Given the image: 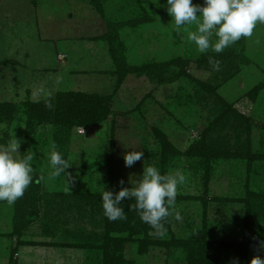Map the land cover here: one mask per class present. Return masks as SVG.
I'll list each match as a JSON object with an SVG mask.
<instances>
[{
  "label": "rangeland",
  "instance_id": "rangeland-1",
  "mask_svg": "<svg viewBox=\"0 0 264 264\" xmlns=\"http://www.w3.org/2000/svg\"><path fill=\"white\" fill-rule=\"evenodd\" d=\"M192 30L194 24L175 27L166 0H0V144L14 134L23 138L22 154L34 151L26 191L38 196L40 213L24 239L55 245L24 249L30 254L17 255L18 264H69L68 255L101 264L102 248L94 253L59 244L71 242L74 230H104L102 200L83 212L75 195L130 187L148 165L184 174L175 204L182 218L173 211L164 234L156 231L149 243L115 227L105 233L112 237L106 252L119 254L122 264H186L185 239L243 240V197L264 192V24L225 48L219 58L227 64L218 69L209 62L214 51L200 53L188 39ZM110 43L123 55V77ZM68 90L108 97V116L86 127L36 116L33 129L26 127L28 101ZM204 131L212 154L192 155ZM53 144L73 163L66 169L69 184L63 173L50 175ZM140 149L144 160L127 167L124 153ZM1 202L0 230L7 234L13 207ZM0 240V264H15L9 255L16 236ZM253 255L264 256V241L248 245L247 260ZM225 256L222 264H233L232 254Z\"/></svg>",
  "mask_w": 264,
  "mask_h": 264
},
{
  "label": "clouds",
  "instance_id": "clouds-1",
  "mask_svg": "<svg viewBox=\"0 0 264 264\" xmlns=\"http://www.w3.org/2000/svg\"><path fill=\"white\" fill-rule=\"evenodd\" d=\"M166 6L176 28L195 25V30L188 33V39L194 42L200 53L210 49L216 53L223 52L241 37H251L258 23L264 24V0H203L202 4L193 3V0H166ZM209 62L219 68V61L214 57L210 56ZM46 107H54L51 100L46 102ZM3 128L5 125L0 123V129ZM21 143L23 138L13 134L7 143L0 144V201L14 203L33 182L36 156L33 150L22 154ZM123 159L127 167H132L137 161L144 160V151H126ZM50 164L52 177L63 173L67 183H71V174L66 169L73 163L57 150L55 144L50 152ZM138 177L134 184L130 181V187L122 186L116 192L103 188L104 215L110 221L126 220L124 202L134 199L131 207L140 219L163 235L164 221L173 211L176 219L182 218L181 213L175 210V204L178 187L184 183L185 176L179 171L163 174L157 166L148 165L143 166ZM120 183L123 185L124 181ZM233 264H238V261L234 259ZM248 264H264V256L253 255Z\"/></svg>",
  "mask_w": 264,
  "mask_h": 264
},
{
  "label": "trees",
  "instance_id": "trees-1",
  "mask_svg": "<svg viewBox=\"0 0 264 264\" xmlns=\"http://www.w3.org/2000/svg\"><path fill=\"white\" fill-rule=\"evenodd\" d=\"M121 48L123 44L120 43ZM117 47L114 43H110V56L113 61L117 63L119 67V77H123L127 70H122L120 62L123 60L121 52L116 50ZM119 49V48H118ZM121 50V49H120ZM224 52L216 53L211 52L209 57H214L219 63H226L225 58L220 59ZM215 55V56H214ZM119 63V64H118ZM227 64V63H226ZM182 72V70H181ZM51 100L54 107H46V102ZM3 106H7L8 103H3ZM110 112L109 99L106 96H100L98 94L87 93L80 90H68L59 91L53 98H48L41 101H28L27 102V114L28 121L26 127L32 128L34 126V118L37 116L40 120H46L49 122L57 123L63 127L73 126H89L100 123L104 118L108 116ZM33 129V128H32ZM206 131V130H205ZM202 133L200 139L193 142L190 147V153L192 155L206 156L209 157L212 154L211 144H207L206 132ZM29 132H27L28 134ZM260 156V155H259ZM259 156H257L259 158ZM98 195V196H97ZM101 192L99 194H76L75 200L80 210L83 206L98 207L97 202L101 199ZM94 199V200H93ZM38 196L35 195L29 188L24 195L17 199L13 203L14 214H13V231L11 234L19 233L20 230L27 228L31 222L36 219L39 215L40 207L38 202ZM94 202H93V201ZM243 200H247L245 205L246 214L244 217L246 223V231L243 232V240L238 241H226V240H210L204 234H201L198 239H185L181 241V246L185 247L187 251L186 264H222L228 256L221 258V253L232 254V259L238 261V264H248L247 251L250 243H262L264 241V192L258 190H250L248 195L243 197ZM92 201V202H91ZM135 203V200H128L124 202L126 220L110 221L105 215H103V227L102 234H96L93 230H74L72 232V240L66 245L71 247H77L95 251L99 253L100 248L105 252L101 259V264H122V259L118 260L119 254H113L111 250L106 252L109 243L112 241V237L107 238L105 233H109L111 229L118 227L120 231L127 230L128 233L143 235V241L149 243L151 237L156 230L150 225L144 223L136 210L131 207ZM100 205V204H99ZM102 205V204H101ZM256 206V207H255ZM166 219L164 221V224ZM46 230L48 225L45 226ZM117 229V228H116ZM122 229V230H121ZM118 238V237H117ZM120 238V237H119ZM100 240L98 244L97 240ZM145 239V240H144ZM120 240V239H116ZM103 241V242H102ZM107 242V243H106ZM34 243V241L32 242ZM16 242L15 245H18ZM14 255V249L10 252V258Z\"/></svg>",
  "mask_w": 264,
  "mask_h": 264
},
{
  "label": "crops",
  "instance_id": "crops-1",
  "mask_svg": "<svg viewBox=\"0 0 264 264\" xmlns=\"http://www.w3.org/2000/svg\"><path fill=\"white\" fill-rule=\"evenodd\" d=\"M3 202H5L6 204H7V202L6 201H2L1 203H3ZM8 204H10V206L11 207H13V203H8ZM13 214H14V207H13V211H11V214L9 215L10 216V223L8 222V226L10 225V227H11V230L7 233V234H2V232H1V230H0V238H1V236H6V237H8V238H12L14 235L16 236V239H17V242H19V244L18 245H16L15 247H14V255L11 257L13 260H14V263L15 264H18V261H17V255H21V256H24V255H29L30 253L29 252H25V250L24 249H29V247H38V246H40V245H43V246H49V247H51V246H55V245H53L52 244V242H49V241H43V240H40V241H35V240H26V239H24V237H25V235H26V229L27 228H29V226L27 227V228H25V229H23V230H20V232L19 233H12L11 234V232L14 230L13 228ZM48 234H50V233H48ZM46 236V235H45ZM48 236H50L51 237V235H48ZM34 241V243H32ZM42 241H43V243H42ZM2 241L0 240V250H1V245H2ZM7 243H8V245L10 246L11 244L7 241ZM68 243V242H67ZM66 242H59V244H60V246H65L66 244H67ZM3 244H5V243H3ZM66 246H68L69 248H77V247H71V246H69V245H66ZM64 248V247H63ZM9 249V248H8ZM77 249H81V250H85V251H87L86 249H82V248H77ZM12 249H10V251H11ZM74 250V249H73ZM94 253H95V251H93ZM10 256V255H9ZM6 257V256H5ZM76 257L75 256H70V255H68V259L67 260H72L73 259V262L75 263V264H78L79 262H75L74 261V259H75ZM88 260H89V256H88V258L86 259V261L84 262L85 264H90L89 262H88ZM72 262V263H73ZM72 263H69V264H72ZM29 264H32L31 262L29 263ZM80 264V263H79Z\"/></svg>",
  "mask_w": 264,
  "mask_h": 264
}]
</instances>
